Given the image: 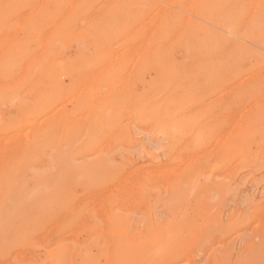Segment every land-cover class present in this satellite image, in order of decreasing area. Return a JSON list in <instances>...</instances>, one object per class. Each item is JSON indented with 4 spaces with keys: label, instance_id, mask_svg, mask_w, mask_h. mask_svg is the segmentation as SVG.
Here are the masks:
<instances>
[{
    "label": "rangeland",
    "instance_id": "rangeland-1",
    "mask_svg": "<svg viewBox=\"0 0 264 264\" xmlns=\"http://www.w3.org/2000/svg\"><path fill=\"white\" fill-rule=\"evenodd\" d=\"M0 264H264V0H0Z\"/></svg>",
    "mask_w": 264,
    "mask_h": 264
},
{
    "label": "bare ground",
    "instance_id": "bare-ground-1",
    "mask_svg": "<svg viewBox=\"0 0 264 264\" xmlns=\"http://www.w3.org/2000/svg\"><path fill=\"white\" fill-rule=\"evenodd\" d=\"M181 2V1H180ZM183 3V2H182ZM42 7H43V5H42ZM43 10V9H42ZM49 17H50V15H49ZM51 17H54V16H51ZM52 20H55V18L54 19H52ZM58 21V20H57ZM222 26V25H221ZM206 34V33H205ZM209 36V35H208ZM227 38H229V37H227ZM223 40H221V42H222ZM229 41V40H228ZM224 42V41H223ZM213 43V42H212ZM215 43V42H214ZM215 45H217V44H215ZM209 46V45H208ZM231 46V45H230ZM211 47H212V45H211ZM211 50V49H210ZM220 51V50H219ZM89 63V62H88ZM11 66V65H10ZM104 68V67H103ZM102 68V69H103ZM12 69V68H11ZM36 70H37V68H36ZM99 70H101V69H99ZM39 71V70H38ZM113 72V71H112ZM155 81V80H154ZM26 83V82H25ZM91 83V82H90ZM90 85V84H89ZM29 100V99H28ZM65 110V109H64ZM146 111V110H145ZM162 111H160V113H161ZM162 116V115H161ZM51 117V116H50ZM163 118V117H162ZM55 119V118H54ZM26 121V120H25ZM33 123V122H32ZM98 125V124H97ZM104 126V125H103ZM31 128V127H30ZM32 131V130H31ZM22 143V142H21ZM23 146V145H22ZM11 152V151H10ZM12 155V154H11ZM11 158V157H10ZM6 165V164H5Z\"/></svg>",
    "mask_w": 264,
    "mask_h": 264
}]
</instances>
